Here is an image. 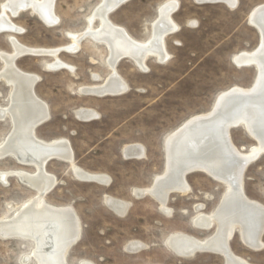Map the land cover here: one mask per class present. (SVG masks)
Instances as JSON below:
<instances>
[{"label":"rangeland","instance_id":"rangeland-1","mask_svg":"<svg viewBox=\"0 0 264 264\" xmlns=\"http://www.w3.org/2000/svg\"><path fill=\"white\" fill-rule=\"evenodd\" d=\"M101 0H57V26H48L30 12H22L13 21L24 32L17 35L20 43L30 48L54 49L70 43L68 33H82L87 18ZM168 0H128L109 15L117 26L127 30L139 42L151 37L159 7ZM173 20L179 30L166 39L170 59L160 63L147 61V70L138 69L130 58L122 59L117 71L127 82L122 95L94 96L80 89L102 84L110 73L105 64L106 46L90 38L81 42L76 54L61 52L59 57L75 68L54 72L46 69L49 57L24 56L17 66L41 77L36 94L50 107L51 117L37 129L39 137L51 141L67 139L75 153L77 166L92 174L110 178L109 185L85 182L73 175L69 164L53 160L47 170L57 179L56 187L46 196L53 206L72 207L77 214L81 234L68 254L70 264H224L222 256L200 253L191 258L177 256L168 246V238L177 232L206 238L215 228L202 231L192 224L194 207L205 204V213L213 212L225 191V185L202 172L187 177L192 191L187 196L173 194L168 202L172 214L161 211L151 196H135L137 189L153 185L165 170L164 143L174 130L196 115L208 113L216 98L234 86L249 88L256 77V68H239L234 57L253 51L260 44V33L249 22L251 11L264 5V0H238L235 8L224 3H200L178 0ZM6 0H0L1 6ZM99 25L96 20L94 27ZM68 37V38H67ZM0 50L11 52L8 33H0ZM2 62L0 61V69ZM99 75L98 81L93 75ZM9 91L0 82V106L9 104ZM80 109L99 114L85 121L76 116ZM11 131L9 119L0 122V142ZM240 150L247 152L256 141L243 127L231 132ZM144 147L142 158H127L125 147ZM27 170L12 158L0 160V170ZM247 196L264 204V155L245 172ZM0 184V218L13 215L35 192L16 177ZM130 203L124 216L110 210L105 198ZM210 197V198H209ZM264 242V234H263ZM131 242L146 245L143 251L129 252ZM234 252L252 264H264V247L255 251L245 246L235 234L231 240ZM28 242L0 237V264H24L23 253ZM29 264H34L31 262Z\"/></svg>","mask_w":264,"mask_h":264},{"label":"bare ground","instance_id":"bare-ground-1","mask_svg":"<svg viewBox=\"0 0 264 264\" xmlns=\"http://www.w3.org/2000/svg\"><path fill=\"white\" fill-rule=\"evenodd\" d=\"M126 1L101 0L95 12L87 18L84 32L68 33L70 43L54 49L30 48L20 43L17 35L23 34L24 30L13 19L28 11L46 25L57 26L60 22L55 11L57 0H6L1 6L0 32L7 31L12 51L0 50V82L10 87L9 104L0 106V122L9 119L11 124V131L0 142V160L12 158L35 171L0 170V184L7 186L8 178L16 177L35 195L12 216L0 218V237L28 242L29 250L22 254L24 264H70L68 254L81 234L80 222L72 207L53 206L46 200L57 185V179L47 170L49 162L59 160L69 164L73 175L85 182L107 186L110 178L86 172L77 166L69 140L47 141L39 137L37 129L49 121L50 107L35 91L41 77L21 70L17 60L29 55L49 57L52 60L45 65L49 71L68 69L74 73L75 68L64 62L59 54H76L81 42L90 38L106 46L105 64L110 73L102 84L83 87L81 93L101 97L126 93L128 84L117 71L119 62L130 58L142 71L147 70L149 58L166 63L170 59L166 39L179 30V25L173 20L179 1L168 0L159 7V16L152 24L150 39L144 43L136 41L109 17ZM211 1L224 3L230 8L238 5V0ZM96 20L99 25L94 27ZM249 22L259 31L260 44L253 51L237 54L233 61L239 68H256L253 84L249 88L234 86L222 92L208 113L191 117L167 136L164 143V172L155 178L151 187L134 191L139 198L147 195L154 198L161 211L170 216L172 211L168 208V202L171 195L187 196L192 191L187 180L189 175L202 172L225 185V191L213 212L205 213V204L194 207L193 226L202 231L215 228L212 235L201 239L177 232L168 238L169 248L179 257L191 258L200 253H211L222 256L224 264H252L232 249L231 240L235 234L249 249L259 251L264 247V204L247 196L244 182V171L264 155V136H261L264 121L259 119L264 111V5L251 11ZM99 78V75H93V80L98 81ZM239 96L243 98L238 99ZM76 116L91 121L99 114L90 109H80ZM195 118L198 121L191 123L197 120ZM240 127L256 141L247 152L235 146L231 138L232 130ZM227 138L239 159H234ZM124 154L127 158H142L145 149L132 145L125 147ZM105 203L120 216H124L130 208L129 202L111 196L105 198ZM145 247L141 242H131L127 251H143Z\"/></svg>","mask_w":264,"mask_h":264},{"label":"water","instance_id":"water-1","mask_svg":"<svg viewBox=\"0 0 264 264\" xmlns=\"http://www.w3.org/2000/svg\"><path fill=\"white\" fill-rule=\"evenodd\" d=\"M199 2L200 3H219V2H217V1H211V0H199ZM5 32H7V31H2V32H0V33H5ZM243 98V96L241 97V96H239L238 97V99H242ZM263 105H264V103H263ZM263 114H264V111L262 112V114H260V116H259V119L261 120V121H264V118H263ZM263 118V119H262ZM195 119H197V120H192L193 122H191V123H196V122H194V121H198V118H195ZM190 125V124H189ZM193 125V124H192ZM232 130V129H231ZM230 130V131H231ZM227 135V134H226ZM261 136H264V130L262 131V135ZM227 143H228V147H229V149H231L230 151H232V154L234 155V159L236 160V159H239L238 158V156H235V154H234V150H233V147H232V145L230 144V142H229V140H228V138H227ZM125 154L126 155H128L126 152H125ZM247 170V169H246ZM245 172L246 171H244V174H245ZM235 186V188L237 187V185L235 184L234 185ZM195 254H197V253H195Z\"/></svg>","mask_w":264,"mask_h":264}]
</instances>
